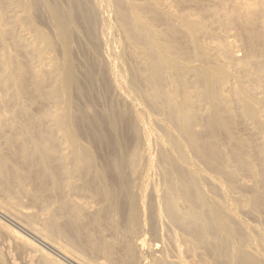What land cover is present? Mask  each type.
Instances as JSON below:
<instances>
[{"label":"bare ground","instance_id":"1","mask_svg":"<svg viewBox=\"0 0 264 264\" xmlns=\"http://www.w3.org/2000/svg\"><path fill=\"white\" fill-rule=\"evenodd\" d=\"M23 197L55 202L43 228ZM146 207L175 253L152 264H264V0H0V212L141 264Z\"/></svg>","mask_w":264,"mask_h":264},{"label":"rangeland","instance_id":"2","mask_svg":"<svg viewBox=\"0 0 264 264\" xmlns=\"http://www.w3.org/2000/svg\"><path fill=\"white\" fill-rule=\"evenodd\" d=\"M44 27V26H43ZM232 32H233V30H232ZM231 34H233V33H231ZM232 37L230 38L231 39V41H233L234 42V45H240V43L238 42V41H235V40H237L236 38H234L233 37V35H231ZM233 39H235V40H233ZM236 42H238V43H236ZM237 45H236V47L235 48H237ZM240 55H242V51H239L238 52ZM112 93V92H111ZM111 95V94H110ZM111 96H113V98L114 99H116V97L117 96H115V94H113V95H111ZM115 96V97H114ZM102 101V103L99 101L96 105H98L99 107L97 108V106H96V109H98V111H101V110H103L102 109V105H104V107H107V106H105V105H107L108 103H109V101L107 100L106 102H104L105 101V99L103 100H101ZM104 103H107V104H104ZM100 104V105H99ZM103 107V108H104ZM105 109V108H104ZM157 117H160V116H158V115H156ZM248 128V127H247ZM247 128H245L246 129V132L247 133H249V131H247V130H249V129H247ZM243 129V132L245 133V130H244V128H242ZM155 179V178H154ZM156 179H159V178H157L156 177ZM246 179L244 178L243 179V181H245ZM247 181V180H246ZM248 182V181H247ZM86 195V194H85ZM88 196V197H87ZM84 199H83V198ZM81 198H80V200L82 201V200H84V202H83V204L85 203V206H88L87 204L88 203H90L89 205L90 206H88V207H86L85 208V212L87 211H91V212H93L97 207H98V205L100 204V203H97V201H93L90 197H89V195H86L85 197L84 196H82ZM86 198V199H85ZM77 199H79V198H77ZM23 200H25V201H23ZM27 199L26 198H22V200L20 201V204L22 203V201L24 202V203H22V205L23 206H21V205H19V208L18 209H21V210H23V212H26L27 211V213H31V218L33 219V221L35 222V224H36V226L37 227H39L40 229L41 228H43V223H44V221L42 220V213H46L47 211H49V210H52V209H54L56 206H55V202L54 201H52V202H48V203H43V202H31L29 199H28V201H26ZM79 200V201H80ZM86 200V201H85ZM93 203H94V205H93ZM97 205H96V204ZM21 206V207H20ZM84 206V207H85ZM92 206H94V207H96V208H94V207H92ZM100 206V205H99ZM88 209V210H87ZM94 209V210H93ZM146 209V213H144V216H143V218L145 217V219H143V221H142V223L144 224V223H146V221H147V225H141L142 227L141 228H143L144 229V231H143V229L142 230H140L139 232V234H136L137 235V239L135 238V240L137 241L138 240V238H139V240L138 241H140V239L142 240V238L144 239V241H145V243L147 244V246L148 247H150L151 245V247L150 248H152V251H150L149 252V248L146 246V244H145V247L144 248H139L140 250H137V254H138V256H139V260H140V263L141 262H143V263H141V264H152L153 263V260L156 258V256L157 257H159V256H161L162 254L163 255H165V254H167V256H168V258L170 259L171 258V260H173V259H175V257H174V255H175V253H174V247H173V245L170 243V241L169 240H166V239H168V237H166L165 236V234H166V231H164V229H166V230H168L170 233H171V231H172V228L170 229L169 228V226L167 225V224H162V227H164L165 226V228H162L160 225H157L158 227H161V228H157V226H156V220L153 218V217H151V215H150V211H149V209H148V207H146L145 208ZM148 210V211H147ZM86 212V213H87ZM91 212H89L88 213V215L91 213ZM145 214L147 215L148 214V216H145ZM244 215H245V213H244ZM10 217H8V216H6V215H4L3 213H1L0 212V252H2L3 254H2V256L4 257L3 259V261H4V264H38V257H39V254L38 253H40V251H42V253H44V254H47V255H49L50 257H51V259L52 260H54V262H55V264H84V263H82V262H80V261H76L77 259H74V257L72 256V255H70V254H68V253H64L65 251H63V250H61L60 249V251H58V250H56V249H54L53 247H52V245H50V243L48 242H46V241H42V240H40V239H38V238H36V237H34V235H32V234H30L28 231H27V229L26 228H24V225H21L23 222L20 220V222H21V224L19 225V224H17V223H15L11 218L13 217L12 215H9ZM147 217V218H146ZM148 217L150 218L149 220H148ZM246 220H247V218H248V222H253L254 224L255 223H258V221H257V219L256 218H253L252 216H250V215H246V216H243ZM252 217V218H251ZM255 219V220H254ZM122 220H123V218H120V224H122ZM145 221V222H144ZM256 221V222H255ZM155 225H154V224ZM152 225H154L153 227H152ZM145 228H144V227ZM156 226V227H155ZM167 226V227H166ZM152 227V228H151ZM7 228V229H6ZM156 228V229H155ZM12 230V231H14V233L17 235L18 234V236L20 235V236H22V238H24V240H26V241H28V242H31L32 244H34L33 246H34V248L36 247V250L37 249H39L38 251H34V249L33 248H30V247H27L26 245H25V248L28 250H26L25 248H24V246L23 245H21L20 244V242H18V241H16L13 237L11 238L9 235H7L8 233L5 231V230ZM146 229V230H145ZM161 229V230H160ZM163 229V230H162ZM3 230V231H2ZM156 230H158V231H156ZM160 230V231H159ZM155 231V232H154ZM109 232L110 231H108V230H106V231H104V235H106L105 237H107L108 239H110L111 237V234H109ZM156 232H157V234H156ZM169 232H167V234L169 233ZM164 233V234H163ZM148 234V235H147ZM166 234V235H167ZM3 235V236H2ZM7 235V236H6ZM142 235V236H141ZM139 236V237H138ZM140 236L142 237V238H140ZM145 236V237H144ZM156 236V237H155ZM158 236V237H157ZM161 236V237H160ZM168 236V235H167ZM164 237V238H163ZM4 238V239H3ZM10 238V239H9ZM157 239V240H156ZM15 241H16V243H15ZM162 241V242H161ZM167 241V243H165V242ZM155 243V244H154ZM171 245H170V244ZM155 246H154V245ZM157 244V245H156ZM160 246H159V245ZM167 244H168V246L169 247H167ZM150 245V246H149ZM164 246V247H163ZM171 246V247H170ZM7 247H9V248H7ZM165 247H167V248H165ZM30 248V249H29ZM156 248V249H155ZM162 248V249H161ZM25 249V250H24ZM31 249H33V250H31ZM143 249V250H142ZM147 249H148V251H147ZM161 249V250H160ZM167 250V252H164V251H166ZM2 250V251H1ZM147 252H146V251ZM155 252H154V251ZM158 250H160V251H158ZM172 250V251H171ZM140 251H143V252H141V253H139ZM145 251V252H144ZM151 254V252H152V254L150 255L149 253ZM36 253V254H35ZM142 253H144V254H142ZM147 253V254H146ZM174 253V254H173ZM139 254H141V256L139 255ZM149 254V255H148ZM36 255H38V256H36ZM151 256V257H150ZM155 256V257H154ZM37 257V258H36ZM143 259H142V258ZM174 257V258H173ZM154 258V259H153ZM37 260V261H36ZM103 257L102 256H100V255H98V256H95V257H93L92 258V260H90V262L89 263H87V264H102L101 263V261L103 262ZM146 262V263H145ZM149 262V263H148ZM0 263H2V262H0ZM3 264V263H2Z\"/></svg>","mask_w":264,"mask_h":264}]
</instances>
